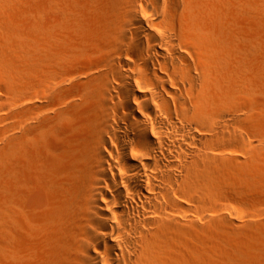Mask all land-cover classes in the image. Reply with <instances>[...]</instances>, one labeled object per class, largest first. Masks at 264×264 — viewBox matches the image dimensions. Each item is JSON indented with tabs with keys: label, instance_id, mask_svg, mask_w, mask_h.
<instances>
[{
	"label": "bare ground",
	"instance_id": "1",
	"mask_svg": "<svg viewBox=\"0 0 264 264\" xmlns=\"http://www.w3.org/2000/svg\"><path fill=\"white\" fill-rule=\"evenodd\" d=\"M55 1L59 45L43 21L37 85L19 49L0 54L10 264L30 233L47 248L36 264H240L232 204L264 186V53L234 21L248 6ZM20 82L39 95L11 94ZM251 232V264H264Z\"/></svg>",
	"mask_w": 264,
	"mask_h": 264
},
{
	"label": "rangeland",
	"instance_id": "2",
	"mask_svg": "<svg viewBox=\"0 0 264 264\" xmlns=\"http://www.w3.org/2000/svg\"><path fill=\"white\" fill-rule=\"evenodd\" d=\"M244 1L245 0H236V5L238 7V4H239V6L241 4H246V6H248V9L250 11V16H249V18H245L244 16H242V14L238 13L237 16L235 15V20H234L235 24L239 28L246 25V24H248L249 27H251V33L253 36L252 38H253L254 42H256L258 44L259 48L261 47L263 49L262 50L260 48V50H262L261 54H263L264 53V0H247L246 2H244ZM240 2H241V4H240ZM57 6H58V4H57V1H55V0H0V21H1L0 25L2 26V27L0 26L2 28V31L1 30L0 31H1V33H3V34H1V37L4 38L3 40L5 41V43H4L2 38H0V49H2V50H0V54L6 53L5 51L9 50V48H7V47H13V48L19 49V50L15 49L16 51H18L17 55L18 54L19 55L17 56L18 60L15 59L16 61L14 63L15 64L16 63L17 64L22 63L21 58L25 57V59L24 58L23 59L26 60V57H27L28 60H26V62L28 64V67L30 70L29 72L31 73L32 78H35V79H33V81H35V82H33V83H35L34 85H37V82L39 80V78H38L39 72H37V71H39V59H40L39 57H41V55L46 56V55H44L42 50H40V48H39V44L42 40L41 38L44 35L47 36L46 34H48V32L44 31L42 28V22L43 21L45 24H47L49 26V27L48 26L47 27L50 30L49 34L51 36L48 34L49 36H47V37H51V38H49L50 43L53 46L59 45L58 36L57 35L55 36L54 34H56V33L53 32L54 29L57 28V25H56L57 23L54 22V21H57V20H55L56 18L54 19V17L56 16L55 12H56ZM238 18H240V19H238ZM54 25L56 26V28H54ZM5 27H7V29ZM5 30H6V32H5ZM51 32L54 34H52ZM15 38L17 39V41ZM14 39H15V41H14ZM23 39L27 40V42L30 43V44L26 43V45H28L27 50L29 51V53L26 52V54L23 53L24 49H21L22 45H20L21 47L19 46L20 48L18 47V45H16L17 42L22 41ZM9 40L14 41V43L11 42V44H10ZM259 41H261L262 43H260ZM18 44H20V43H18ZM4 45H7V46H4ZM10 45H12V46H10ZM14 45H16V46H14ZM29 46H30V48H29ZM92 48L94 49V47H92ZM30 50H31V52H30ZM33 50H34L35 54H32ZM21 53L24 55H22ZM20 54L22 55L21 58H19ZM37 57H38V59H37ZM256 59L257 58H255V60ZM66 63H68V62H66ZM63 65H64V63H63ZM66 66H67V64H66ZM0 67H1L0 68V76H1V74L3 76V75L8 73L7 70L5 71V66L0 65ZM57 67H60L61 70L65 69L66 70L65 72L73 71L69 67L68 68L70 70L66 69L65 67H63L60 64ZM58 70H59V68H58ZM3 72H5V73H3ZM65 72H63V73L65 75H68V73H65ZM69 73H71V72H69ZM2 80H3L2 77H0V84L2 83L1 82ZM22 84H23L22 82H20L19 85L16 84L15 85L16 88H15V86H14V89L12 88L14 91L13 90H12V92L10 91L11 94L17 95L21 100L29 97V94H31V93L33 94L35 92L34 94H36V93H38V90L41 91L39 86L38 87L35 86L37 89L32 86L34 89L32 88L31 92H29L31 89L29 91H26L24 88L25 85L24 84L22 85ZM2 85H0V91L5 92L6 89H4ZM18 86H21V87H18ZM39 93H41V92H39ZM36 95L38 96L39 94H36ZM31 96L33 97V95H31ZM11 109L15 110V111L22 110V108L20 107V104H12ZM8 113H10V112L8 111ZM8 116H9V114L7 115L6 109L4 111L0 110V157H1V159H0V207L1 208L6 203L5 201H7V198H8L7 191L9 192V190H8V189H10L9 183H11V181H10L11 176H9V174L11 175V170H10L11 167H10L8 160L5 157V147L7 144L6 138H7V135L9 133V117ZM255 120L256 121L254 122V127L256 129L261 130L264 133V110L262 112V116L260 117V119H255ZM255 144H256V139L254 137H252L251 146L255 148ZM253 191H254L253 198L248 203L246 201H244L241 197H237L233 201V204H232V209L234 210V212H232V214L230 213V215L233 216V218H232L233 222H234L233 225H235V227H236L235 228L236 229L235 230L236 237L238 239L244 238V241H245V243L243 242L242 245L240 242L238 244L239 245L238 252H240V257H241V258H239L240 264H251V261L253 259L252 254H253V251H254L256 243H257V241L255 240L256 238L251 236V233H253V232H251L253 230V228L256 229V227H257V230L260 231L259 236L264 241V186H256L253 188ZM32 213H35L34 209H33ZM1 218L2 217H0V223H1L0 224V245L2 246V248L0 250V264H10V256H9L7 245H6L7 244L6 240L8 238L7 237L8 229H7V225L5 223L6 219L5 218L1 219ZM238 233H240V234H238ZM242 233H244L243 235H246V237L241 235ZM32 235H33V233H30L28 236H26L24 239V242H23L24 249H25V251L23 253L24 254L23 264H36L37 260L39 258L45 257V254L47 252L46 251L47 248L43 249L41 247V243L39 242V238L37 236H35V234L33 235L34 237ZM245 239H247V240H245ZM251 239H253V240L251 241ZM249 241H250V243H249ZM250 248H252V249H250Z\"/></svg>",
	"mask_w": 264,
	"mask_h": 264
}]
</instances>
